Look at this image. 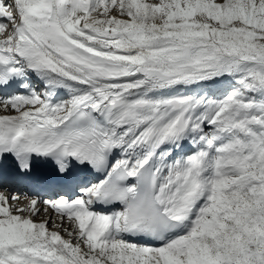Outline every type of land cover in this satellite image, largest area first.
I'll return each instance as SVG.
<instances>
[{
  "label": "snow or ice",
  "instance_id": "6c2138e0",
  "mask_svg": "<svg viewBox=\"0 0 264 264\" xmlns=\"http://www.w3.org/2000/svg\"><path fill=\"white\" fill-rule=\"evenodd\" d=\"M0 18V264H264V0Z\"/></svg>",
  "mask_w": 264,
  "mask_h": 264
},
{
  "label": "bare ground",
  "instance_id": "6f19581e",
  "mask_svg": "<svg viewBox=\"0 0 264 264\" xmlns=\"http://www.w3.org/2000/svg\"><path fill=\"white\" fill-rule=\"evenodd\" d=\"M11 191V189H7V191L5 192L6 194H8ZM27 200V199H26ZM28 201V200H27ZM29 202V201H28ZM19 203V201H18ZM46 219V218H45ZM40 220H44V218H40L39 222H41ZM50 230H54V229H50Z\"/></svg>",
  "mask_w": 264,
  "mask_h": 264
}]
</instances>
